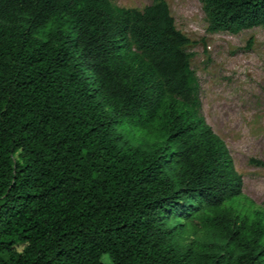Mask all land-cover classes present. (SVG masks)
Instances as JSON below:
<instances>
[{"label": "trees", "instance_id": "trees-1", "mask_svg": "<svg viewBox=\"0 0 264 264\" xmlns=\"http://www.w3.org/2000/svg\"><path fill=\"white\" fill-rule=\"evenodd\" d=\"M199 1L211 34L264 26V0ZM190 45L164 0H0V264H264Z\"/></svg>", "mask_w": 264, "mask_h": 264}, {"label": "rangeland", "instance_id": "rangeland-1", "mask_svg": "<svg viewBox=\"0 0 264 264\" xmlns=\"http://www.w3.org/2000/svg\"><path fill=\"white\" fill-rule=\"evenodd\" d=\"M109 1L118 8L139 11L151 4V0ZM164 1L176 29L191 42L200 114L224 143L241 177L242 194L236 209L264 215V26L237 35L211 34L199 0ZM143 134L131 133L142 144L149 143ZM196 231H187L183 244L188 240L221 244L212 232ZM102 262L111 264L107 257Z\"/></svg>", "mask_w": 264, "mask_h": 264}]
</instances>
